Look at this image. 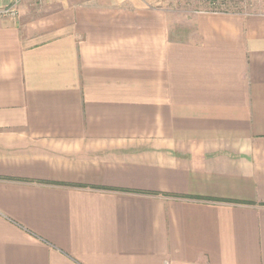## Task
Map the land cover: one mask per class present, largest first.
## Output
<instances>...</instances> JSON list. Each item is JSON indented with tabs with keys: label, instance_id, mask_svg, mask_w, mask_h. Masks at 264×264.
Returning <instances> with one entry per match:
<instances>
[{
	"label": "crops",
	"instance_id": "obj_1",
	"mask_svg": "<svg viewBox=\"0 0 264 264\" xmlns=\"http://www.w3.org/2000/svg\"><path fill=\"white\" fill-rule=\"evenodd\" d=\"M0 264H264V10L0 18Z\"/></svg>",
	"mask_w": 264,
	"mask_h": 264
},
{
	"label": "rangeland",
	"instance_id": "obj_2",
	"mask_svg": "<svg viewBox=\"0 0 264 264\" xmlns=\"http://www.w3.org/2000/svg\"><path fill=\"white\" fill-rule=\"evenodd\" d=\"M179 7L199 10L262 11L264 0H170Z\"/></svg>",
	"mask_w": 264,
	"mask_h": 264
},
{
	"label": "built area",
	"instance_id": "obj_3",
	"mask_svg": "<svg viewBox=\"0 0 264 264\" xmlns=\"http://www.w3.org/2000/svg\"><path fill=\"white\" fill-rule=\"evenodd\" d=\"M23 0H12L10 5L0 8V18L17 17L18 7Z\"/></svg>",
	"mask_w": 264,
	"mask_h": 264
}]
</instances>
